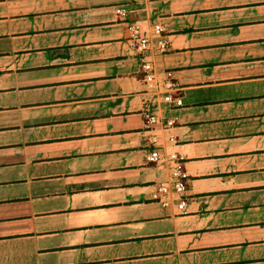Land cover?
<instances>
[{"label": "crops", "instance_id": "obj_1", "mask_svg": "<svg viewBox=\"0 0 264 264\" xmlns=\"http://www.w3.org/2000/svg\"><path fill=\"white\" fill-rule=\"evenodd\" d=\"M0 264H264V0H0Z\"/></svg>", "mask_w": 264, "mask_h": 264}, {"label": "built area", "instance_id": "obj_2", "mask_svg": "<svg viewBox=\"0 0 264 264\" xmlns=\"http://www.w3.org/2000/svg\"><path fill=\"white\" fill-rule=\"evenodd\" d=\"M134 1V0H130ZM116 15L121 18H125L127 12L124 10L122 6L116 7L115 9ZM127 29L129 33L128 43L130 48L135 52L137 58L140 60L141 68H142V75H143V82L148 90L155 92L158 95H163V99L165 101H170V93L175 89V85L171 79H164L159 81L156 78L154 73V69L152 64L147 61V54L149 51L150 41L148 37L142 33L140 27L134 23H128ZM163 30L160 26L155 25L152 29V36L155 39L156 46L158 47L160 52L166 51V43L162 39ZM144 120L147 132L152 131L153 126H160L162 129L166 130L172 127L174 124L173 121H161L154 115H150L147 112L144 113ZM148 145L150 147L149 153L146 155V162L148 164H156L160 161V155L157 150L158 145V138L155 135H149L147 137ZM173 141V139H170ZM169 161L176 160L175 155L169 156ZM171 181L170 183L162 184L158 186V192L162 196H169L173 195L177 197L179 203L177 208L179 210H183L185 207V194L187 189L186 180L184 174L181 173L179 170L174 169L170 173ZM163 206H167L166 201H161Z\"/></svg>", "mask_w": 264, "mask_h": 264}]
</instances>
